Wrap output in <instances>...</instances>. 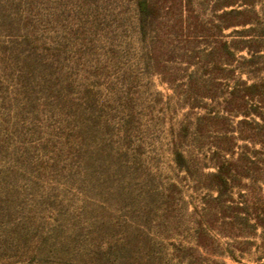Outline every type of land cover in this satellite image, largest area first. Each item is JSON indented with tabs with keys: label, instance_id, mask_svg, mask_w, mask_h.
<instances>
[{
	"label": "rangeland",
	"instance_id": "rangeland-1",
	"mask_svg": "<svg viewBox=\"0 0 264 264\" xmlns=\"http://www.w3.org/2000/svg\"><path fill=\"white\" fill-rule=\"evenodd\" d=\"M138 1L0 0V264H264L241 220L202 235L209 146L240 118L198 121L233 66L264 84V0H236L249 23L222 32L215 0H150L145 30ZM255 158L261 184L234 198L261 211Z\"/></svg>",
	"mask_w": 264,
	"mask_h": 264
},
{
	"label": "trees",
	"instance_id": "trees-1",
	"mask_svg": "<svg viewBox=\"0 0 264 264\" xmlns=\"http://www.w3.org/2000/svg\"><path fill=\"white\" fill-rule=\"evenodd\" d=\"M215 1L217 10L221 13L218 15V20L214 21V26L220 32L227 28L245 27L249 23L248 19H245L246 10L240 8L238 1ZM185 2L188 7L194 5V0H185ZM153 9L154 6L150 0L138 1L140 23L143 30L147 28ZM182 24L190 26L189 17L184 18ZM222 44L225 49L229 48L227 42ZM229 54L235 58L237 50L229 49ZM222 68L224 67H220L221 70H223ZM238 71L237 67L233 66L230 69L231 80L228 83L222 80L218 81L216 88L226 87L227 90L223 95V101L219 95L207 96L206 98L214 101L216 105L205 104L206 112L198 118L199 122L205 124L228 120L229 117L240 118L237 129L231 133L229 145L209 146L211 154L209 159L214 171H211L208 176L213 181V189L217 195L211 199L215 206L211 210H207L208 212L204 216L206 218L201 224L202 235L206 234L207 237H210L208 233L210 222H217L222 226V230L230 232L228 230H231L238 223L237 221L241 220L239 224L251 229L254 232L252 234L255 235L258 230H261L260 238L263 245L261 248H264V208L259 211L255 208L254 203L247 200L244 203H239L234 198L236 188L244 186L250 189L262 182L255 175L258 167L254 166L257 165L255 157L264 156V141H256L253 139V135H246L243 127L251 124L264 127V107L262 106L264 103L261 93L264 91V84L257 81L250 83L248 79H243V73L237 74ZM257 145H259L258 148H256ZM173 154L179 166L183 167L187 164L188 158L182 147L174 145ZM258 174H262V172ZM259 187L262 188V185ZM225 236L230 237V235ZM248 242L251 245L254 244V241L249 240ZM229 256L236 260L232 254Z\"/></svg>",
	"mask_w": 264,
	"mask_h": 264
}]
</instances>
